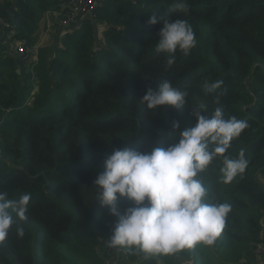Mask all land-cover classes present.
<instances>
[{
    "label": "trees",
    "instance_id": "16d2710c",
    "mask_svg": "<svg viewBox=\"0 0 264 264\" xmlns=\"http://www.w3.org/2000/svg\"><path fill=\"white\" fill-rule=\"evenodd\" d=\"M184 2L188 13L168 18L187 20L197 45L187 56L178 51L171 68L165 54L155 51L160 25L146 21L152 14L165 16L175 0H105L94 20L58 32L56 49L41 48L39 62L27 69L6 42L12 36L34 46L43 14L57 2L4 3L10 26L0 25V191L10 199L30 193L31 200L27 219L18 220L24 236L12 225L0 243V264H237L261 243L264 0ZM166 80L188 91L185 106L148 109L141 98L146 88ZM217 80L221 88L206 94L204 83ZM201 104L209 117L219 106L225 119L248 123L196 177L206 203L231 205L224 230L212 244L201 241L168 255L112 246L119 217L100 205L93 185L104 158L116 148L167 147L178 136L170 121L193 126L192 113ZM242 149L248 166L225 184L223 159H238ZM118 205L123 213L132 202L121 198Z\"/></svg>",
    "mask_w": 264,
    "mask_h": 264
},
{
    "label": "clouds",
    "instance_id": "9594fccd",
    "mask_svg": "<svg viewBox=\"0 0 264 264\" xmlns=\"http://www.w3.org/2000/svg\"><path fill=\"white\" fill-rule=\"evenodd\" d=\"M188 11L184 0H175L165 16L152 14L146 21L148 26L160 25L155 51L165 54L168 68L175 63L178 51L187 56L197 45L196 33L187 20L168 18L171 13ZM222 85L223 81L217 80L205 82L203 88L206 94H213ZM187 96L186 89L173 87L166 80L156 88L148 86L141 98L150 110L161 106L178 110L185 106ZM215 101L219 105L218 94ZM205 108L201 104L193 111L196 123L191 127L182 128L178 119L170 121L178 136L167 147H154L150 152L116 148L104 158L103 171L96 175L93 185L100 205L119 217L110 240L112 246L136 245L148 254L168 255L201 241L212 244L224 230L231 205L206 203V189L196 177L218 155L226 153L248 123L234 116L225 119L219 106L209 117ZM247 166L243 149L238 159L225 156L223 182L230 184ZM121 198L132 202L123 213L118 205ZM30 200V193L10 199L7 191H0V243L14 224L18 235L24 236L18 220L27 219Z\"/></svg>",
    "mask_w": 264,
    "mask_h": 264
},
{
    "label": "built area",
    "instance_id": "2783aa9c",
    "mask_svg": "<svg viewBox=\"0 0 264 264\" xmlns=\"http://www.w3.org/2000/svg\"><path fill=\"white\" fill-rule=\"evenodd\" d=\"M104 1L105 0H59L57 4H54L53 7L49 8L43 14L47 22V28L49 29L57 26L59 32H70L74 28L79 27L84 20H94L97 8L101 6ZM4 2L5 0H0V25L2 28H7L10 26V20L2 16ZM14 49L16 54L22 58L29 68L35 67L40 60V44L28 46L25 41H22L21 44L17 43ZM1 111L0 109V114ZM1 124L2 120L0 115V127ZM260 249L261 246L258 245V251Z\"/></svg>",
    "mask_w": 264,
    "mask_h": 264
},
{
    "label": "rangeland",
    "instance_id": "374dc122",
    "mask_svg": "<svg viewBox=\"0 0 264 264\" xmlns=\"http://www.w3.org/2000/svg\"><path fill=\"white\" fill-rule=\"evenodd\" d=\"M7 1L8 0H5L4 3H6ZM103 27L104 26L101 25L100 28H103ZM58 32H59V28L57 26H54L48 29L46 19L42 20L41 24L39 25L38 31L35 33V36L37 37V41L35 42V44H40L42 49L47 48L49 50H52V49L55 50L56 47L60 44L58 37H57ZM15 39H13L12 36H10L9 40L6 42L8 45L10 43V46H9L10 52L15 51L14 46H16L17 43L18 44L22 43V41H17ZM25 67L26 69L28 68L27 64H25ZM116 256H117V253H115L113 257L116 258Z\"/></svg>",
    "mask_w": 264,
    "mask_h": 264
},
{
    "label": "crops",
    "instance_id": "0c3cea01",
    "mask_svg": "<svg viewBox=\"0 0 264 264\" xmlns=\"http://www.w3.org/2000/svg\"><path fill=\"white\" fill-rule=\"evenodd\" d=\"M58 1L59 0H56L55 2ZM261 221L263 227L261 243L251 246L247 254L237 264H264V210ZM258 245L261 246V249L259 251H258Z\"/></svg>",
    "mask_w": 264,
    "mask_h": 264
},
{
    "label": "water",
    "instance_id": "95a60500",
    "mask_svg": "<svg viewBox=\"0 0 264 264\" xmlns=\"http://www.w3.org/2000/svg\"><path fill=\"white\" fill-rule=\"evenodd\" d=\"M19 71V70H18ZM20 72V71H19Z\"/></svg>",
    "mask_w": 264,
    "mask_h": 264
}]
</instances>
